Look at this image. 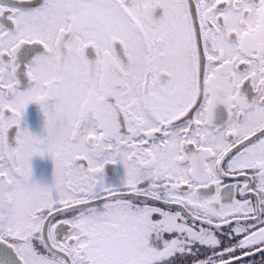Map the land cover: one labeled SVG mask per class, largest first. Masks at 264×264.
Masks as SVG:
<instances>
[{
    "label": "snow or ice",
    "instance_id": "obj_1",
    "mask_svg": "<svg viewBox=\"0 0 264 264\" xmlns=\"http://www.w3.org/2000/svg\"><path fill=\"white\" fill-rule=\"evenodd\" d=\"M0 264H264V0H0Z\"/></svg>",
    "mask_w": 264,
    "mask_h": 264
},
{
    "label": "flooded vegetation",
    "instance_id": "obj_2",
    "mask_svg": "<svg viewBox=\"0 0 264 264\" xmlns=\"http://www.w3.org/2000/svg\"><path fill=\"white\" fill-rule=\"evenodd\" d=\"M220 111L222 112L223 109H221ZM27 119H28V123L33 129L38 128L39 117H38L37 109L35 106H31L29 108ZM33 166H34L35 177L38 180L48 181L51 179L52 165L49 160L41 159V158H34ZM110 176H111V170H110ZM111 178L116 179V177L114 176H111Z\"/></svg>",
    "mask_w": 264,
    "mask_h": 264
}]
</instances>
